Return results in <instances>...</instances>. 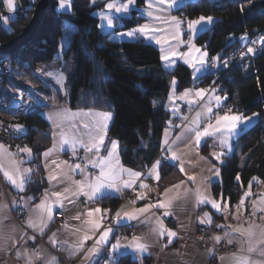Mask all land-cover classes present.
I'll list each match as a JSON object with an SVG mask.
<instances>
[{"label":"trees","instance_id":"trees-1","mask_svg":"<svg viewBox=\"0 0 264 264\" xmlns=\"http://www.w3.org/2000/svg\"><path fill=\"white\" fill-rule=\"evenodd\" d=\"M144 2L136 0L138 6ZM241 4L246 5L244 11ZM57 5L58 0H49L45 16L28 45L0 56L9 58L16 71L29 68L31 52L32 61L44 56L51 59L48 63H55L60 57V64L66 65L69 106L110 111L113 117L108 139L119 142L124 165L144 172L161 151L163 132L171 116L163 100L170 91L171 81L175 77L178 91L190 86L189 68L178 63L172 70L165 69L154 44L115 38L108 33L94 35L89 28L92 12L101 2L96 1L93 6L90 0H72L70 11L59 10ZM176 12L180 18L183 12L181 19L185 20L201 15L215 18L212 25L195 38L210 58L227 56L245 37V32L249 35L264 30V0H251V3L248 0H194L185 2ZM30 16L31 12L28 17L17 15L9 27L0 26V43L19 34ZM137 21L132 11L115 27L129 28ZM12 79H3L0 91L8 90L5 83L22 86L15 77ZM211 81L208 72L201 77L200 84L207 86ZM224 83L225 109L244 115L259 114L237 137L232 153L218 164L221 181L212 184L213 193L221 192L233 206L249 188L252 177L258 178L251 185L252 196L264 188V42L258 51L243 56L231 68ZM54 88L60 98L57 86ZM19 125L23 126L22 132L32 149L27 162L32 174L26 191L37 196L46 185L39 160L41 152L51 143L50 125L43 114L24 117ZM237 173L241 177L239 182ZM161 177L156 183L159 191L181 179L182 174L176 166L166 162ZM100 202L114 209L120 199L106 196ZM116 259L118 264H139L129 255Z\"/></svg>","mask_w":264,"mask_h":264},{"label":"snow or ice","instance_id":"snow-or-ice-1","mask_svg":"<svg viewBox=\"0 0 264 264\" xmlns=\"http://www.w3.org/2000/svg\"><path fill=\"white\" fill-rule=\"evenodd\" d=\"M91 4L94 6L96 0H90ZM251 3V0H248ZM134 3V0H127L126 3L121 2V0H110V2L105 4V8L108 10H115L117 13H127L129 11L130 6ZM3 4L6 6L9 12H12L15 9L14 0H3ZM165 5L167 7H165ZM57 7L60 10L70 11L72 7V0H58ZM177 7V0H147V15L151 17L155 21L162 22L164 24L169 25L168 28L163 29L160 27H153L150 24L140 25L137 28H133L126 33H120L119 35H126L128 37H140L143 36L145 38L154 39L157 44L161 45V60L165 61V67H171L175 64V60L173 57L179 56L180 59L184 60L189 67L193 69V74L201 71L206 64L205 57L207 56L206 52H203L195 62L189 60L192 52H201V49H197L195 44L193 43V38L197 35L198 32L205 30L204 26L207 24H212L214 18L211 16H199L196 19H179L175 16H168L164 18L159 15H154L153 9L159 12H168L172 8ZM246 5L241 4V11H244ZM110 11L106 13L103 9L99 12V16L101 20L106 21L108 25H112L114 20H119L120 18L113 17L110 14ZM4 22L7 23V17H4ZM187 24V32L191 33L189 39L187 41V46L189 48V52L181 53L174 49L173 46L169 45L167 48L164 45L169 44L168 36L161 35V33H170L172 40L176 41L177 45L185 43L181 37L180 33L183 30L184 24ZM247 32H245V36H247ZM112 38L111 36L109 37ZM243 38V37H242ZM261 42H264V36H260L258 38ZM253 45L257 43V41H252ZM247 51L249 53H253L256 51L254 47H248ZM165 53H168L167 55ZM241 56H244L245 53L241 52ZM212 65L215 66L219 61V56L211 58ZM224 67L228 66V61L223 62ZM47 75H56L57 83L61 85L60 91H64L66 93V89L64 88V75L63 73H52L49 72ZM171 84L173 87L176 85L175 77H173ZM215 88L212 89H198L195 90L194 96L200 99H208L211 101L212 97L205 96V93H215ZM193 95L192 90H185V93L181 95L180 99H187L189 96ZM174 96V92H170L169 99H172ZM217 108L220 107V102L223 97L215 96L214 97ZM196 101L193 99H189V105L194 104ZM46 106V105H45ZM213 112L212 107L208 105H204L202 111L197 112L196 115L192 118L189 124H185L182 126V132L180 135L176 137L171 143L165 140L161 144L162 153L160 158H158L148 170L147 173H141L133 171L132 169H126L123 167L119 168L117 172L116 169L110 167L109 158L115 155L116 149L118 146L117 140L111 141V149H109V158H104L99 155L101 147L104 146V140L106 136V128L107 124H101L100 121H97L98 129L97 134L92 135L89 133L87 135V139L84 137H68L67 134L63 131L59 133L60 140L59 143L61 147L66 144H71L73 148V155H76V148H83L87 153L95 152L96 155L90 160H83L81 163L69 164L68 161H61L57 163L56 161H52V164H55L57 169H61L63 165L66 170H61L55 174H49L47 179L50 184L57 180L58 176H67L68 172L76 173L79 172L84 176V179L73 181V183L77 186L75 192H71L70 189L65 188L62 192H53L51 194L55 199H51L49 197L48 191L45 190L43 197L39 204L35 206L33 211L38 213V221L33 220L31 217L25 222V226L27 228L33 229V231H39L41 235L44 234L49 225L55 221V213L60 209L64 208V201L67 200L69 203H74L75 201L72 197H86L89 203L95 202L97 200H103L106 196H111L113 193H120L126 189H133L135 191L134 185H137L140 189H144L150 191L149 185L144 183L146 179H154L157 182L161 180V172L163 169V165L167 162L170 166L175 167L177 163L179 165V170L181 173L185 174L187 177V183L194 185V188H189L185 181H181L179 184L173 185L171 188H164L163 193L157 195V199L155 202H149L143 205V207H138L132 209V211H124L122 212L123 206L121 209H118L115 212V215L111 214V209H101L100 207L89 209L87 211V216L89 219L85 220L83 223L87 225V229L84 231V234L79 239L77 243L68 244L67 241L60 242L56 239V233L54 232L51 237H49V243H51L54 247L61 246V250H64L63 245L67 246V250L70 256L75 255L76 253L82 251L85 248V243L89 240L94 239V243L90 248H87L84 260L87 264H94L97 255L101 253V249L108 244H111V250L109 252V264H118V259L116 257L123 256L127 254V250H131L132 253L138 254L141 257L144 254L151 255L149 251L150 245L147 243L145 237L141 236H133L131 242L129 244L122 245L120 243L119 238H117L116 243H112L109 237L115 234V230L117 227L121 226L122 221H132L137 220L144 214V219L141 221L142 224H150V232L149 236H155L158 240H167V243L163 244L162 249L171 246L176 238H179V231L170 229L166 227L161 217H170L172 215L171 209L174 205V200L180 198H187L189 195L194 196L197 206L199 205H207L211 204L212 209H215L216 212L223 214L224 212L230 209V199L225 200L223 198V194H220V198H209L208 191L205 189L204 192H201L200 186L197 184V176L188 175L185 169V165L187 164L189 167H193L194 165L190 160H185L182 158V154L173 150V145L177 142H182L183 139L188 136H193V143L196 146H199L202 142L203 138L211 137L213 135H221L223 138L220 140V147L223 149L228 146L229 138L234 135H237V130L239 125L243 124L245 121H251V117L243 116L239 114H229L225 113L223 116L217 115L215 117V123L211 122V113ZM102 116L103 121L106 122L112 118L111 113H93L91 111H77L72 112L70 109L62 108L55 112H50L48 114V119L53 121L55 126H60L56 124V120L54 117L60 121L62 125L65 121L69 122L70 126L75 129L76 125L71 123L74 118L83 116ZM258 113H253L252 116H258ZM205 117L209 120V123L203 127V130H200V125L203 123L201 117ZM186 119V118H185ZM0 126H2V122H0ZM82 127L84 129H90L91 125L87 122L83 123ZM99 127H103L104 132L100 134ZM9 130L12 132H22V125H11L9 126ZM56 136L57 133L53 132L54 144L52 148L47 149L42 155L47 158L49 157L56 148ZM165 136L167 137V129L165 130ZM19 152L27 154L29 157L32 155V149L25 146L24 148H20ZM167 153L168 155H165ZM227 153L221 152H213L211 157H214L215 160L223 163L222 157ZM16 153L7 152L4 149L3 144H0V172H3L5 180L11 184V186L16 189L18 192L23 191L26 184L31 180L32 170L28 168L21 169L19 164L23 163V161H16L9 159V164L11 169H6L3 166V160L5 157L11 158L15 156ZM79 159V157H77ZM209 157L200 156L199 160L207 161ZM89 165L93 169H99V172L95 175L88 172ZM48 165L45 164V169L47 170ZM212 175L204 177L203 180L207 181L209 184L212 182L213 177L220 176V168L213 166L208 169ZM124 174H127L128 179H124ZM241 180L240 174L237 173L236 181L239 182ZM254 181H258L257 177H252L249 181V188L247 191L243 193L240 197L236 205L237 212L235 215H232V219H239L240 209L244 208L246 210V198L252 195L251 185ZM183 186L182 193H178L177 196L169 197L168 193L174 190H178ZM146 192H137L135 199L130 201V203L135 204L138 201H143L148 198ZM34 197H28L27 200H33ZM16 201L13 200V206L16 205ZM26 204V202H25ZM7 209V205H0V212H3ZM151 209H163L161 216H148ZM260 212H264V193H260L257 195V198L252 201V213L253 217H258ZM231 215V213H229ZM95 216V218H93ZM204 218L198 217L197 220L201 225L207 223L208 226H211L213 221L212 217L209 213L205 212L203 214ZM76 220L81 219V215L77 214L73 217ZM7 217H0V223H3ZM259 219L264 220V216H259ZM107 220V227H103V222ZM39 225V226H38ZM130 226V225H129ZM62 227H67L65 223ZM181 228L184 225L180 226ZM215 227L217 229L221 228H231V225L225 224H216ZM102 229V230H101ZM257 230H259V234L257 235ZM76 232H80L81 229H75ZM99 233L96 236V233ZM16 229L13 227L10 232L4 233L0 232V250L7 249L8 251H15V255L18 259H23L25 264H33L34 259H46L43 255H41V251L39 249H34L29 251L26 247L21 248V241L25 243L29 240L34 241L36 239L35 235L28 236L25 231L19 232L18 235L15 234ZM92 233V235H89ZM235 234H239L241 239L246 242L247 248L246 251L249 254H258L264 257V225L255 224L253 222H249L247 227H237L233 228L231 232L226 231L224 236L212 235L209 237L215 244H220L225 238L233 236ZM204 237L202 236L201 239ZM229 244H233L234 241L229 239ZM206 255L209 257L215 256V249L208 248L206 250ZM221 261L225 260L224 256L219 257ZM232 264H264V261H257L251 259V255H237L235 253L231 254L230 257ZM46 264H56V258L51 257L46 259Z\"/></svg>","mask_w":264,"mask_h":264},{"label":"crops","instance_id":"crops-1","mask_svg":"<svg viewBox=\"0 0 264 264\" xmlns=\"http://www.w3.org/2000/svg\"><path fill=\"white\" fill-rule=\"evenodd\" d=\"M96 1L101 2V5L99 8L95 9L92 12V18H91L90 27H89L94 35H99L101 33H108L115 38L127 39V40H132V41L141 40L142 42H145V43L154 44L158 47V49L160 51V59H161V45L157 44L154 39L145 38L143 36H140L137 38V37H128L126 35H124V36L119 35L120 33H126L129 30H131L133 28H137L138 26L144 25V24H150L153 27H160L163 29H166L169 27V25L164 24V23L159 22V21H155L147 15V0H145L144 4L142 6H138L136 3V0H134V3L130 6L129 11L127 13H117V12H115L114 9L111 11L106 9L105 4L110 2V0H96ZM187 1H194V0H177V7L172 8L168 12H159V11H156L154 8L153 9L154 15H159V16H162L164 18H167L168 16H175V17L181 19L176 11ZM121 2L126 3L127 0H121ZM165 7H167V6L165 5ZM102 9L106 13H108L110 11V14L113 17H117V18L122 17L121 19H119L120 21H122L123 18L128 17L132 11H135L136 19H138V21L129 28H121V26L115 27L114 23L112 25H108L107 22L101 20V18L99 16V12ZM62 11H65V10H62ZM214 20H215V18H214ZM214 20H213V22H214ZM211 25L212 24L205 25L204 26L205 30L208 29ZM202 31H204V30H202ZM202 31H200V32H202ZM200 32H198L197 35ZM161 35L162 36L163 35L168 36L169 44L164 45V47L167 48L169 45H171L178 52H181V53L189 52V48L187 46V41H188L191 33L187 32V24H186L185 28L183 27V30L180 33V37L185 43L177 45L176 41L172 40L170 33H161ZM196 36L193 38V43L195 44V47L197 49H201V52H196V51L192 52V55H191V57H189V60H191L193 62H195L197 60V58L203 52L207 53V51L203 48V46H200L195 42ZM165 54L167 55L168 53H165ZM209 58L210 57L208 56V53H207V56L205 57V60H206L205 66L203 68H201V71L196 72L195 75L193 74V69L191 67H189L188 64H186L184 62V60L180 59L179 56L173 57V59L175 60V64L172 65L171 67H165V61L161 60L162 66L168 70L174 69V67L178 63H182V64L186 65L190 70L191 78H192V84L190 86H188L187 88L180 90V91H178L176 89V85H175V87H173V85L171 84L170 91H169L168 95L166 96V98L163 100L165 107L168 108V110L170 111V115H171L170 117H177L179 125H178L177 129H170L169 127H166L164 129V132H163L162 142L165 140V138L167 139V141L169 143H171L173 140H175L176 137L178 135H180V133L182 132V130H183L182 126L185 124H189L190 121L192 120V118L196 115V113L202 111L204 105H208V106L212 107L213 111L218 110L220 108H224L226 96L223 95L222 93L218 92V91H215V93H210V92L205 93L206 97H208V96L212 97L211 101H209L208 99L196 98L194 96L195 90L209 89L208 85L204 86V85L200 84L201 77L204 76L206 73H208L207 62H208ZM185 90H192L193 95L189 96L187 99H180L181 95L185 93ZM170 92H174V96L172 99H169ZM215 96H220V97L224 98L221 100L219 108H217V106H216V102L214 99ZM189 99H193L196 102L192 105H189V103H188ZM178 102H183L189 106L190 111L188 114H181L179 112L178 105H177ZM62 108L70 109L72 112H77V111L88 112V111H91L93 113H105V112L111 113L110 111H107V110H99V109H93V108H72L68 105V106H61V107L56 108V109L48 110L43 114L44 117L46 118V120L48 121L49 125H50L51 137H52L50 146L41 152L40 160H39L41 163V166L43 168V173H44V178L46 180V185L43 188V190L37 196H35L33 193H28L26 191V186L24 187L23 191L18 192L16 189H14L11 186L10 183H8L5 180L3 172H0V178L2 179L4 184L6 185V191L0 193V205H7V209L3 212H0V217H7V219L4 220L3 223H0V232L7 233V232H10L13 227H15V229H16L15 234L16 235H18L19 232H21V231H25L28 236L35 235L36 239L34 241L29 240L26 243L24 241H21V248L23 249L26 247L29 251H32L34 249H39L41 251V255H43L46 259L51 258V257H55L56 258V264H63L59 258V254L65 256V258H67L69 261L75 262V264H87V262L84 260V255H85L87 248H90L92 246V244L94 243V239L87 241L85 243V248L82 251L76 253L73 256H70L66 245H63L64 250H61V246L54 247L51 243H49V237H51L52 234L55 232L56 233V239L58 241H60V242L67 241L68 244L77 243L79 241V239L82 237V235L84 234V231L87 229V225H85L83 223L85 220L89 219V217L87 216V211L89 209H94L97 207H100L101 209H105V208L110 209V207L102 205L100 200H97V201L92 202V203H89L87 201L86 197H79V198L72 197V199L75 201L74 203H69L67 200H65L63 202L64 208L59 210L63 214L62 218L57 219L55 216V221L49 225V227L46 229V231L44 232L43 235H41V233L39 231L34 232L33 229L27 228L25 226V222L30 217L33 220L38 221V213L33 211V209L35 208V206L37 204L40 203L41 198L43 197L45 190L48 191L49 197L51 199H55L54 197L51 196V194L53 192H62L63 193L65 188L70 189L71 192H75L77 186L73 183V181L84 179V176L81 175L79 172H76V173L68 172L67 176H58L57 180L54 181L52 184H50L48 179H47L49 174H55V173L60 172L61 170H66L63 165L61 166V169H57L55 164H52V161H56L57 163H59L61 161H68L69 164H76V163H81L83 160H86V159L90 160L96 155L95 152L87 153L83 148H76V150H75L76 155L75 156L78 155L79 161H76V162L71 161L69 159V156L70 155L74 156L73 155V148H72L71 144H66L63 147H61V145L59 143V140H60L59 133L61 131L65 132L68 137L77 136V137H84L85 139H87V135L89 133H91L92 135L97 134V129H98V125L96 123L97 121H100L101 124L106 123L107 128H106V136H105V140H104V146L101 147V150L99 153V155L101 157H104V158H109V149H111V141L116 140V139H108V129H109V126L111 124L112 118L110 120L104 122L102 116H96V115L88 116V117L79 116V117L74 118V120L71 122V123H74L76 125V128L73 129L70 126L69 122L65 121L61 125L60 121L54 117V120H56V124L60 125V126H55L53 121H50L48 119V114L50 112L58 111L59 109H62ZM227 113H229V111H227ZM224 114L218 113V114L214 115L212 112L211 113V117H212L211 122L215 123V117L217 115L223 116ZM229 114H233V115L239 114V115H243V116H248V117H251V121H245L243 124L239 125L238 130H237L238 134L229 138L227 147H225L223 149L220 147V140L223 138L221 135H213L211 137L203 138L201 144L199 146H196L193 143L194 133L192 135L186 136L182 142H177L175 145H173L174 151L181 153L182 158L185 159L186 161L190 160L192 162V164L194 165L193 167H189L187 164L185 165L186 172L188 175L197 176V184L200 186L201 192H204L205 189H207L210 199L211 198L219 199L220 194H221V192H219L218 194H214L213 190H212L213 182L221 181V175L219 177H213L212 182L210 184L207 181L203 180L204 177L212 175V173H210L208 171V169L212 168L213 166L219 167L218 164L221 163L220 161L215 160L214 157H211V154L213 152H221V151L227 153L226 155L231 154L233 149H234V144H235L237 137L240 135V133L244 129L249 127L257 119V116L253 117L252 115H244L242 113H238V112H234V111H231ZM112 117H113V114H112ZM201 119H202L203 123L200 125V130L202 131L203 127H205L209 123V120L203 116L201 117ZM85 122H87L91 125L90 129L86 130L82 127L83 123H85ZM166 129H167V137L165 136V130ZM99 131H100V134H103V132H104L103 127H99ZM53 132L57 133L56 148L49 157L45 158L42 154L47 149L52 148L53 144H54ZM0 144H2V143H0ZM3 146L7 152L15 153L12 150H10V148H8L6 145L3 144ZM204 148H205V150H204ZM160 152H162V148H161ZM164 154L168 155L167 153H164ZM200 156L209 157V159L207 161H201V160H199ZM158 158H160L159 155L147 167V169L141 173H147L148 170L151 168L152 164ZM223 158H224V156L222 157V160H223ZM9 159L16 160V161H23L18 154H16L15 156H13L11 158L5 157L3 160V166L6 169H11V166L9 164ZM45 164L48 165L47 170L45 169ZM109 165H110V167L116 169L117 172L119 171L120 167H123L126 169H132V168L124 165L121 161L120 153H119V142H118V146H117L115 155L112 156L111 158H109ZM19 167L21 169H24V168L31 169L29 164L24 162V161H23V163L19 164ZM176 167L179 170L178 163H177ZM90 169H91V166L89 165L88 172L93 174V175H95L99 172V169H94V172H91ZM132 170L136 171L134 169H132ZM136 172H139V171H136ZM181 174H182L181 179L177 180L176 182H174V183H172L166 187L171 188L173 185L179 184L181 181H185L187 183L186 175L183 173H181ZM123 178L126 180L129 177L127 176V174H124ZM144 183L149 185L150 191L140 189L137 185H134L135 191H133V189H126L120 193H113L111 196H108V197H114V198L120 199V202L118 203V205L114 209H111V212L113 211V215H115V212L118 209H121V206H123L122 212L132 211V209H134V208L143 207V205L146 203L155 202L157 199V195L160 193H163L164 188L159 191L157 188V185H156V183H157L156 180L146 179V180H144ZM187 186L189 188L195 187L194 185H192L190 183H187ZM247 190H248V188L245 191H247ZM146 191H147V196H148L147 199H145L143 201H138L135 204L130 203V201L135 199L137 192H146ZM182 191H183V186H181V188L178 190H174L172 192H169L168 196L169 197L177 196V194L182 193ZM261 193H264V191H262ZM252 195L247 197L246 201H245V203H246V202L251 200V205L248 208L246 206V210L244 208L240 209L239 219H232L231 216L236 214V212H237L236 205H237L238 201L240 200V198L238 199V201L235 205H233V206L230 205V209L228 211L224 212L223 214L216 212L215 209H212L211 204L197 206L195 198L192 195H189L187 198L176 199V200H174V205H173V208L171 209L172 215L170 217H161L163 219V222L166 225V227L179 231V238H176L175 242L171 246L162 249L161 246L163 244L167 243V240L166 239L158 240L157 237L148 235L150 232L151 225L150 224L146 225V224L141 223V221L144 219V214H142L141 217L137 220L122 221L121 222V226L131 225L133 227V230L130 233L129 238L119 239L120 243L122 245L129 244L134 235L146 238L147 243L150 245L149 251L151 252V255L144 254L141 257L138 254L132 253V251L130 249L127 250L126 255L131 256L139 264H215L213 262L214 258L216 259L217 264H232L230 257H231V254H233V253H235L237 255H251V259H253V260L264 261V257H262L258 254H249L246 251L247 244L245 241H243L241 239L239 234H235V235L227 237L223 240L225 242H228L229 239L234 241L233 244H235V246H236V250L234 252H225V253H222L216 257H214V256L209 257L206 255V250L208 248H214L215 249V243L211 239L207 240L206 242H202L195 234L196 227L201 225L199 223V221L197 220V218L198 217L204 218L203 214L205 212L209 213V215L212 217V221H213L212 224H214V225L225 224V225H231L232 226L231 228H221V230H223L224 233L226 231L231 232L233 228H237V227H241V226L247 227L249 222H253V223L259 224V225H264V220L259 219V216H264V212H260L258 217H253L251 215V213H252V201L257 198V196L253 197ZM28 197H34V199L33 200H27ZM223 198L225 200H228L227 197L223 196ZM13 200H15L17 202L15 206H13V204H12ZM25 202H26V204H25ZM18 206L23 208V210L25 212L23 218H17L16 215L14 214V209ZM162 212H163V209H160V210L151 209L149 211V213H147L146 215H148V216H161ZM229 213H231V215ZM77 214L81 215L80 220H76L73 218ZM93 218H95V216ZM251 219H253V220H251ZM65 223L67 224L66 228L62 227V225H64ZM181 225H184V227L181 228L180 227ZM121 226H119V227H121ZM119 227H117V228H119ZM77 228H80L81 231L76 232L75 229H77ZM117 231L118 230L116 229L115 234L111 235L109 237V239L111 240L112 243H116V241H114V236L116 235ZM98 234L99 233L97 232L95 235L98 236ZM258 234H259V230H257V235ZM89 235H92V233H89ZM213 235H219L222 237L224 236V234H216V233ZM105 249H109V251H110L111 250V244H108L101 249V253L99 255H97L94 264H96L97 261L104 254ZM221 256H224L225 260L221 261L219 259V257H221ZM118 257H119V255L116 258H118ZM46 259H34L33 264H46ZM0 264H25V261L23 259H18L15 255L14 250L10 252L7 249H5V250H0Z\"/></svg>","mask_w":264,"mask_h":264},{"label":"built area","instance_id":"built-area-1","mask_svg":"<svg viewBox=\"0 0 264 264\" xmlns=\"http://www.w3.org/2000/svg\"><path fill=\"white\" fill-rule=\"evenodd\" d=\"M37 0H14L15 9L12 12H9L6 6L3 4V0H0V26L1 27H9L10 23L15 19L17 15L22 17H28L31 9L35 6ZM185 14L182 12V17ZM4 17H7V23L4 22ZM120 23L118 20H114V26H117ZM264 35L263 31H254L252 34H249L243 37L235 46V48L225 57L219 58V61L215 66L212 65L211 58H209L208 64V72L212 76V81L208 85L209 89L215 88L216 91L222 93L225 88L224 81L228 78L231 68L237 64L243 56L240 55L241 52H244L245 55L248 53V47H254L252 41H257L259 36ZM139 42H142L139 40ZM247 52V53H246ZM244 55V56H245ZM228 61V66L224 67L223 62ZM29 68L22 70H14L12 67V62L9 58L0 56V84L3 79H10L13 81L12 77H21L20 80L17 79L22 86H13L5 83V87L8 89L7 91H0V122H2V126H0V143L6 145L10 150L15 152L20 156V158L24 162H29L31 157L27 154L19 152L20 148H24L27 146L31 149L26 137L23 132H12L9 130V126L19 124V120L33 115V114H44L48 110L56 109L61 106H68V96L63 95L59 100L52 99L47 93L41 91V89L45 88V81L40 83L37 82L36 89L30 88L27 89L26 86H30V80L22 79L25 77V72H33L34 76L38 77V71L34 69L33 64L31 65V61L29 60ZM1 86V85H0ZM46 105V106H45ZM178 110L181 114H188L190 108L187 104L183 102H178ZM227 109L220 108L218 110H214L213 114H224L227 113ZM235 112V111H234ZM178 119L177 117H170L167 122V127L170 129L178 128ZM159 154V157L161 156ZM77 156H69L71 161H79ZM91 172H94V169H90ZM6 191V185L0 178V193ZM264 191V188L260 189L256 196ZM255 197V196H253ZM251 205V200L246 202L247 208ZM14 214L17 218H23L25 212L23 208L20 206L14 209ZM113 215V211L111 212ZM62 212L59 211L55 214L57 219L62 218ZM253 220V219H251ZM108 221L105 220L103 222V227H107ZM118 231L114 236V241H117V238H129L130 233L133 230V227L130 225H124L119 228H116ZM224 234V231L221 229H217L214 224L208 226L206 223L204 225H199L195 229L196 236L202 241L206 242L209 240L213 234ZM204 237L201 239V237ZM236 250L235 244H229L228 242L222 241L220 244H215V256H218L225 252H234ZM109 249H105L104 254L97 261L96 264H109ZM59 258L63 264H75L73 261H69L65 256L59 254ZM213 262L217 264L216 259H213Z\"/></svg>","mask_w":264,"mask_h":264},{"label":"rangeland","instance_id":"rangeland-1","mask_svg":"<svg viewBox=\"0 0 264 264\" xmlns=\"http://www.w3.org/2000/svg\"><path fill=\"white\" fill-rule=\"evenodd\" d=\"M261 36H264V35H261ZM260 44H261V41L258 39L257 43L254 45V48L256 49V51L259 50ZM247 54H250V53L248 52ZM31 55H33L32 52L30 53V56L28 59L31 61V65L33 64L34 69L37 70L39 73H38V77H36V76H34L33 72H25V77L22 79H24V80L28 79L31 81L30 86H28V87L36 89L37 85H34V84H37V82L40 83L42 80V81H45L46 83H48V84H45V88L47 91H45L44 93H47V95H49V93H50V95H51L50 97L52 99L59 100L63 95L68 96L67 83H66V76H67L66 75L67 74L66 73V65H64V63L60 64L61 63L60 59H59L60 57L58 58V60L56 62L52 60L55 63H52V62L48 63L51 60V59H47L48 57L44 58V56H41V58L38 59L37 61H32L33 57H31ZM49 72L63 73V75L65 77L64 88L66 89V93L64 91H60L61 85L59 83H57V76L56 75H51V76L47 75V73H49ZM20 78L21 77H16L15 79L20 80ZM53 85L54 86L56 85L58 91H60V95H61L60 98H59L58 94L56 93Z\"/></svg>","mask_w":264,"mask_h":264},{"label":"water","instance_id":"water-1","mask_svg":"<svg viewBox=\"0 0 264 264\" xmlns=\"http://www.w3.org/2000/svg\"><path fill=\"white\" fill-rule=\"evenodd\" d=\"M49 0H37L31 9V16L23 30L6 42L0 43V55L14 53L18 49L28 45L34 38L45 16Z\"/></svg>","mask_w":264,"mask_h":264}]
</instances>
